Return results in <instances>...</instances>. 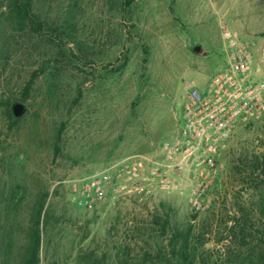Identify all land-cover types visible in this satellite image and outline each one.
Returning a JSON list of instances; mask_svg holds the SVG:
<instances>
[{
  "label": "rangeland",
  "instance_id": "1",
  "mask_svg": "<svg viewBox=\"0 0 264 264\" xmlns=\"http://www.w3.org/2000/svg\"><path fill=\"white\" fill-rule=\"evenodd\" d=\"M32 7L39 34L18 33L0 18V100L27 109L12 127L0 117V264H22L45 190L38 264H163L156 256L168 236L155 216L165 211L171 225L192 226L196 264H264V182L254 175L242 184L233 170L241 153L264 151V119L232 136L217 177L199 189V209L189 191L196 183L163 148L175 139L182 89L220 67L222 28L247 46L264 77V0H32ZM130 156L143 157L142 166L110 171L104 200L81 204L82 179Z\"/></svg>",
  "mask_w": 264,
  "mask_h": 264
},
{
  "label": "built area",
  "instance_id": "2",
  "mask_svg": "<svg viewBox=\"0 0 264 264\" xmlns=\"http://www.w3.org/2000/svg\"><path fill=\"white\" fill-rule=\"evenodd\" d=\"M222 62L218 70L202 84L187 83L181 91V111L175 115L173 143L163 145L167 158L177 171L185 169L192 184L193 207L200 208L199 189L213 181L220 167V155L239 128L264 119V77L251 66V58L236 34L222 28ZM143 157L130 156L81 181V204L90 208L105 198L104 186L110 171L119 175L142 166Z\"/></svg>",
  "mask_w": 264,
  "mask_h": 264
},
{
  "label": "trees",
  "instance_id": "3",
  "mask_svg": "<svg viewBox=\"0 0 264 264\" xmlns=\"http://www.w3.org/2000/svg\"><path fill=\"white\" fill-rule=\"evenodd\" d=\"M0 18L6 19L18 33L39 34L42 28L39 14L32 7V0H0ZM32 80L26 82L23 87L24 95L21 101L26 100V95L30 91ZM15 102L11 98L0 100V117L5 119L7 125L12 127L18 124L21 118H14L11 114L10 106ZM61 131L55 136L54 152L60 151L59 143ZM235 175L242 184L254 177H262L260 182H264V151L256 153L245 151L237 158L233 166ZM48 191L38 194L33 213L30 217V226L27 232V242L24 248L22 264H38L39 251L41 247V231L48 225L49 214L45 209ZM161 221L160 232L167 235V250L165 253L158 252L157 260L163 264H196L195 246L193 241V228L188 224L185 228L171 225L168 212L155 216V223ZM126 264V263H125Z\"/></svg>",
  "mask_w": 264,
  "mask_h": 264
},
{
  "label": "water",
  "instance_id": "4",
  "mask_svg": "<svg viewBox=\"0 0 264 264\" xmlns=\"http://www.w3.org/2000/svg\"><path fill=\"white\" fill-rule=\"evenodd\" d=\"M200 50V46L197 45L193 48V52L198 53ZM11 114L14 118H21L27 111L24 104L21 102H13L10 106Z\"/></svg>",
  "mask_w": 264,
  "mask_h": 264
}]
</instances>
